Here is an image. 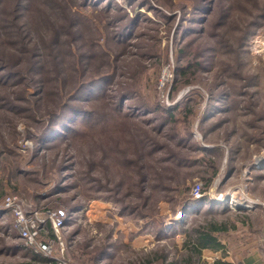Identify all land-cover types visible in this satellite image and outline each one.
Returning a JSON list of instances; mask_svg holds the SVG:
<instances>
[{
  "label": "rangeland",
  "instance_id": "rangeland-1",
  "mask_svg": "<svg viewBox=\"0 0 264 264\" xmlns=\"http://www.w3.org/2000/svg\"><path fill=\"white\" fill-rule=\"evenodd\" d=\"M8 194L67 212L72 264L264 248V0H0V264H40Z\"/></svg>",
  "mask_w": 264,
  "mask_h": 264
},
{
  "label": "built area",
  "instance_id": "built-area-1",
  "mask_svg": "<svg viewBox=\"0 0 264 264\" xmlns=\"http://www.w3.org/2000/svg\"><path fill=\"white\" fill-rule=\"evenodd\" d=\"M200 185L194 189L195 195L201 193ZM2 209L10 212L14 219V228L19 238L36 254L49 260L47 264H72L63 255L66 250L61 248L59 258L57 244L60 242V230L65 226L67 212L62 208H35L34 204L14 194L5 196ZM50 228L54 235H50Z\"/></svg>",
  "mask_w": 264,
  "mask_h": 264
},
{
  "label": "crops",
  "instance_id": "crops-1",
  "mask_svg": "<svg viewBox=\"0 0 264 264\" xmlns=\"http://www.w3.org/2000/svg\"><path fill=\"white\" fill-rule=\"evenodd\" d=\"M249 223L244 226V228L239 231L238 237L235 238L236 228L233 232H228L226 230V235L229 237H234L235 241L228 239L219 233V241L223 248L221 249H204L202 255L198 258V261L194 264H214L215 261L221 260L223 262L231 264H264V248L261 247V228L255 227ZM250 237V238H249ZM257 240L256 244H251V241Z\"/></svg>",
  "mask_w": 264,
  "mask_h": 264
},
{
  "label": "trees",
  "instance_id": "trees-1",
  "mask_svg": "<svg viewBox=\"0 0 264 264\" xmlns=\"http://www.w3.org/2000/svg\"><path fill=\"white\" fill-rule=\"evenodd\" d=\"M3 215L9 214V212L3 213ZM14 224V223H13ZM15 229V228H14ZM50 235H54V231L50 228ZM227 230L226 223L224 224H216V223H205L199 226L198 229L194 230L192 233L188 235V238L184 244L185 249L189 252L190 256L187 260H185V264H194L198 261V258L202 255V251L204 249H221L223 248L222 244L219 241V233H225ZM32 258L34 261H38L40 264H46L43 256L36 255L33 253ZM49 263V260H48ZM214 264H231L227 262H223L221 260H217Z\"/></svg>",
  "mask_w": 264,
  "mask_h": 264
},
{
  "label": "bare ground",
  "instance_id": "bare-ground-1",
  "mask_svg": "<svg viewBox=\"0 0 264 264\" xmlns=\"http://www.w3.org/2000/svg\"><path fill=\"white\" fill-rule=\"evenodd\" d=\"M235 202H236V201H235ZM235 202H233V201H230V205H231V206H232V205H234V203H235Z\"/></svg>",
  "mask_w": 264,
  "mask_h": 264
},
{
  "label": "water",
  "instance_id": "water-1",
  "mask_svg": "<svg viewBox=\"0 0 264 264\" xmlns=\"http://www.w3.org/2000/svg\"><path fill=\"white\" fill-rule=\"evenodd\" d=\"M7 212L6 210H3V213Z\"/></svg>",
  "mask_w": 264,
  "mask_h": 264
}]
</instances>
